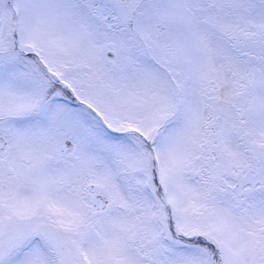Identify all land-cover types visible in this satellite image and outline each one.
I'll return each instance as SVG.
<instances>
[{"label":"snow or ice","instance_id":"obj_1","mask_svg":"<svg viewBox=\"0 0 264 264\" xmlns=\"http://www.w3.org/2000/svg\"><path fill=\"white\" fill-rule=\"evenodd\" d=\"M0 264H264V0H0Z\"/></svg>","mask_w":264,"mask_h":264}]
</instances>
